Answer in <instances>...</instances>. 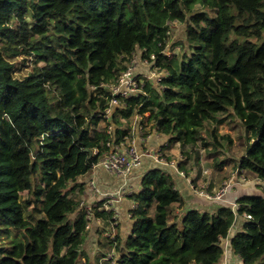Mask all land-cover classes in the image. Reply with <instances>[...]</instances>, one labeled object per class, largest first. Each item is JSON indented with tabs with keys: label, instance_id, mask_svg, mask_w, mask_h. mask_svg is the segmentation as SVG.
<instances>
[{
	"label": "trees",
	"instance_id": "trees-1",
	"mask_svg": "<svg viewBox=\"0 0 264 264\" xmlns=\"http://www.w3.org/2000/svg\"><path fill=\"white\" fill-rule=\"evenodd\" d=\"M175 20L186 24L188 52L165 56ZM137 49L154 54L167 77L159 90L147 83L145 94L124 100L113 114L115 140L128 135L121 119L139 114L182 145L201 141L213 157L229 114L247 133L238 168L264 184V0H0V264H93L86 212L70 195L83 192L78 178L108 149L99 125L112 97L105 85ZM26 191L31 219L19 203ZM130 199L131 233L112 239L117 257L106 264H220L229 235L230 264H264V194L239 198L238 211L180 217L173 176L155 168ZM98 208L96 218L115 221Z\"/></svg>",
	"mask_w": 264,
	"mask_h": 264
},
{
	"label": "built area",
	"instance_id": "built-area-1",
	"mask_svg": "<svg viewBox=\"0 0 264 264\" xmlns=\"http://www.w3.org/2000/svg\"><path fill=\"white\" fill-rule=\"evenodd\" d=\"M175 22L179 21L175 20L169 22L170 29L171 24ZM170 29L167 31L166 45L161 51V53L165 56H171L174 52H176L174 51L172 54H170L166 51L168 43L167 41L170 36ZM137 50L141 51L139 58H134L131 60L130 65L127 66L126 70L120 74L115 84L105 85L107 90L111 93L112 97L108 101L107 107L102 114L104 119H102V121H106L110 124L102 128L106 129L111 139L109 142H107V151L104 152L100 161L94 164L92 166V169L90 170L92 171L102 169L107 173L115 176L116 178L125 181H127L128 178L132 176L136 169L142 166L145 158L150 157L154 159L157 164L163 166L167 165L163 152H161L159 149L145 148V145L148 142L151 133L148 131V123L145 122L144 124L143 119H146L144 118V116L139 114L134 115L137 116L135 118H139L140 120L137 121L138 123L130 125V128H126L128 129V135L120 141H116L114 138L116 126L112 124L111 121L113 120V114L115 113V111L124 106V100L132 97H138L141 94H145L144 87L147 83L152 84V86L156 87L159 90L162 80L167 77L166 69L161 68L156 64V58L154 54L150 56L149 60L148 58H144V53H146L147 51L146 49ZM144 64L149 65L145 66ZM129 120L130 119H121L123 123H128ZM151 126H153V123H151ZM135 129L137 130L138 139L134 134H132L135 133ZM96 152L97 150L95 151V153ZM233 180L237 183H244L246 181L245 179H241V181H235V177L228 182L224 181V185L215 194H211L208 192V187L206 184L193 186L192 188L194 192L201 197H205L211 200L223 201L224 197L234 185ZM108 194L102 193L96 179L92 178L89 180L88 198L90 200V203L89 205L80 203V207L83 208L86 212V219L88 221L86 229L89 233L93 232L95 226L101 224L103 221V219L96 218L94 215L95 210L98 208L99 199H103L105 203L98 209L109 211L114 210L112 209V207L114 205L115 198H109V195L112 194ZM135 206L136 204H134V207ZM231 208L233 209V211H238V209L240 208V204L234 203ZM113 217L115 219V214ZM243 217L245 220L252 219V216L247 213H244ZM112 224H116V219ZM109 259H111V257ZM224 264H229V262L225 261Z\"/></svg>",
	"mask_w": 264,
	"mask_h": 264
},
{
	"label": "rangeland",
	"instance_id": "rangeland-1",
	"mask_svg": "<svg viewBox=\"0 0 264 264\" xmlns=\"http://www.w3.org/2000/svg\"><path fill=\"white\" fill-rule=\"evenodd\" d=\"M196 9L205 10L209 12L211 15L214 14L213 10L206 8L205 6L202 7L200 5H197ZM185 30H186V24L182 22H175L171 24L170 36L167 41L168 42L167 49H166L167 52H169L170 54H172L174 51H176V53L178 54H180L183 51L188 52V47L187 45H185V42H186V31ZM135 52L136 53L133 54L131 60L134 58L136 59L139 58L141 51L136 50ZM131 60L126 63L127 66L130 65ZM27 63L32 64V61L28 60ZM144 65L148 66L149 64L147 65L144 64ZM148 115L149 114H147L146 117H148ZM135 117L137 116L131 117L128 123L121 122L122 124H120V126L123 128H130V125H134L135 123H138L137 121L140 120L139 118H135ZM222 118L224 119V122L219 126V129H218L219 141L222 145V149L219 151H222V152H220L219 155H217V152L215 154H212L214 157L213 158L211 157V154L208 151L206 152L205 148L202 146L201 141H198L195 145H182V143H180L179 148L181 149V153L179 154L184 156V161L182 163H184L187 169H192L191 162L197 165L196 166L197 172H198L197 186H200L204 182L208 181L206 185L207 187L209 186L208 187L209 193L213 192L215 188H217V191H218L224 185V181L228 182L229 180L232 179V177L234 178L237 175V177L242 176V178H245L246 180H248L249 182L248 187L250 188L252 187L251 188L252 190H255V189L258 190L260 193L258 195H263L264 186L260 187L258 186V184H256L257 183L256 177L245 170L241 172L238 169V161L245 153L247 133L242 128V125L240 124L239 120H237L236 118L230 116L229 114L223 115ZM143 121H144V124L145 122L148 123V127H149L148 131L150 133L153 132V126H151L152 122H149L147 118L145 120L143 119ZM111 122L112 124L116 126L113 120ZM109 124L110 123L106 121H101L99 123L100 127H105ZM212 128L213 127L211 125V129ZM155 132L160 133L159 131H156V130ZM203 135L206 136V133L203 132ZM224 136H230L232 139V143H229L227 139H224ZM209 141H212V140L209 139ZM28 155H29V161H31L33 159V151H30ZM167 158L168 160L171 159L170 157H167ZM216 159L218 162L221 163V166L219 165L218 168L214 167ZM224 167L226 169H224ZM208 177H210L209 180L207 179ZM216 182H217V185H216ZM77 183L85 185L83 182L78 181V180H77ZM72 185L73 184H70L69 187H72ZM211 185H213L214 187H211ZM84 190L85 188H83V192ZM83 192L79 194L78 192L75 191L70 196L76 197L79 200V202L84 203V205L86 204L89 205L90 200L88 197L84 195ZM225 197H224V200H225ZM28 198H30V192L29 191L23 192L21 194L19 203L21 207L25 209L26 218L31 219L33 216H35V211L33 210L32 206L25 204V201ZM174 212L177 214V216H180V217L182 216L181 215L182 209H179L177 204L174 205ZM153 213L154 211L152 210L151 214ZM74 217H76L75 214L71 215L70 219H73ZM115 231H116V228L112 229L113 233L112 232L110 233L108 231L106 235H111L113 239L115 237V233H116ZM96 232L97 230L95 231L93 230L92 234H95V236H90V238L87 239L86 254H88V256L91 258L92 263L93 264H98V263L106 264L108 260L110 261L109 259L110 257L111 259H113L114 257V260H116L117 253L114 249L110 251V249H106V248L103 249L100 246V245H103L104 247L108 246L109 243L107 239H111V238L110 237L107 238L108 236H105L103 233H101L100 237L97 238ZM90 234L91 232L89 233V235ZM222 245L225 247V258L220 264H224L225 261H228L230 264L233 261L231 259H234V256H232L231 254L232 250L228 248V246L230 245V240L228 239L222 240ZM84 260L85 259H83L80 263L83 264Z\"/></svg>",
	"mask_w": 264,
	"mask_h": 264
},
{
	"label": "crops",
	"instance_id": "crops-1",
	"mask_svg": "<svg viewBox=\"0 0 264 264\" xmlns=\"http://www.w3.org/2000/svg\"><path fill=\"white\" fill-rule=\"evenodd\" d=\"M132 134L137 137V130L135 129V133ZM179 144V141L171 140L169 136L164 135L163 133L155 132V129L153 128V132H151L150 138L148 139L145 148L159 149L161 152H163L167 165L163 166L157 164L154 159L148 157L144 159L142 166L136 169L127 181L120 180L102 169L92 170L84 176L78 178V181H81L85 184L83 185L85 188L83 193L86 197H89V180L93 178L96 179L103 194L109 193L112 194H108L109 198H115L112 209H114L113 212L115 214L116 224L113 225L112 223L103 220L101 224L96 225L93 230H97V238H99L100 234L103 233L105 236H108L107 238L110 237L112 239L111 235L106 234L108 233V231L111 233L112 229L115 228V236H118L122 241H124L130 235L132 226L131 209L134 207L133 201L130 199V195L132 193L138 192L141 189L142 177L151 169L160 168L171 173L175 180L176 189L181 193L184 200L185 206L182 210V213L190 209H199L201 211H215L217 208L222 206L232 207L234 203L238 204V199L243 196L260 194L258 190H252V187H248V180H246L245 178H240L242 176L237 177L236 175L235 181H241V179H245L246 181L244 183H237L233 180L234 185L225 197L226 202L225 200H211L197 195V193H195L192 188L193 186H197V165L190 161L192 164V169H187L184 163H182L184 161V156L179 154L181 153ZM167 157H170L171 159L168 160ZM224 169L226 168L224 167ZM239 171L242 172L244 170L239 169ZM207 179L209 180L210 177H208ZM256 180V184H258V186H263V183L260 181V179L256 178ZM207 182H204L203 184H206ZM211 187L214 186L211 185ZM216 192L217 188H215V190L210 193L215 194ZM99 203H102L103 206L105 202L103 199H99ZM241 226L242 220L237 223V229H240ZM92 233L93 232H91V234ZM91 234L90 236H95V234ZM90 236L88 238H90ZM111 239H107L109 243L108 246L104 247L103 245H100L101 248L110 249V251H112L113 245H111Z\"/></svg>",
	"mask_w": 264,
	"mask_h": 264
},
{
	"label": "water",
	"instance_id": "water-1",
	"mask_svg": "<svg viewBox=\"0 0 264 264\" xmlns=\"http://www.w3.org/2000/svg\"><path fill=\"white\" fill-rule=\"evenodd\" d=\"M240 217L237 216L236 217V222L239 221ZM234 236L233 235H229L228 239L231 240ZM229 249H231V245L228 246Z\"/></svg>",
	"mask_w": 264,
	"mask_h": 264
}]
</instances>
